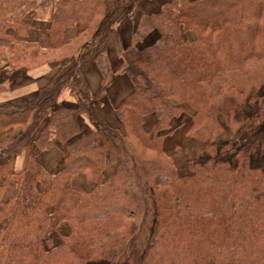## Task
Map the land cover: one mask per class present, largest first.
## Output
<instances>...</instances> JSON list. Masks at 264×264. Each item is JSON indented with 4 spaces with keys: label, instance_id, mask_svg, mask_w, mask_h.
Here are the masks:
<instances>
[{
    "label": "trees",
    "instance_id": "obj_1",
    "mask_svg": "<svg viewBox=\"0 0 264 264\" xmlns=\"http://www.w3.org/2000/svg\"><path fill=\"white\" fill-rule=\"evenodd\" d=\"M140 1L0 0V71L55 66L34 97L0 103V264H264V0L142 12L113 127L81 68L110 70L111 21ZM65 87L75 107L57 105ZM187 107L180 174L163 141ZM56 144L53 172L41 154Z\"/></svg>",
    "mask_w": 264,
    "mask_h": 264
},
{
    "label": "rangeland",
    "instance_id": "obj_2",
    "mask_svg": "<svg viewBox=\"0 0 264 264\" xmlns=\"http://www.w3.org/2000/svg\"><path fill=\"white\" fill-rule=\"evenodd\" d=\"M155 3L156 5H154ZM161 3H162V0H142L140 1V7L139 8L134 7L132 9L134 13L135 21H137L140 18L142 12L151 13L153 11L154 12L157 11L160 8ZM146 4H147V7L149 8L146 7ZM151 4L153 5V7L150 8ZM111 22H113V19ZM134 44L135 42L131 46L133 47ZM132 47L131 49L130 48L128 50L126 49L127 50L126 52L124 51L125 52L124 56L123 55L120 56L121 67L115 68L113 70L115 71L114 73L116 75L121 76L119 77L120 79L117 78L114 82H110V80H112L111 78L113 77V74H108L109 72H112L111 70H108V69L107 70L103 69V76H102L104 79L103 83L101 82V79H99V75L97 73L95 74L94 69L90 71L89 73L90 76H87L89 79V83L93 90L92 92H94L98 96V98H101L103 96L105 97V100H104L105 101L104 103L106 104L105 115L112 122H116L115 124L117 125H114V126L111 125L113 127H121L120 121L116 119L115 117L116 115L114 112V105H115L114 102L116 101L118 95L122 94L121 96V99H122L125 96V94H127L130 91V88H131L130 78H129L127 70L125 69V63H126L125 59L132 58L133 56V54L131 53L133 50ZM127 52H129V54H127ZM17 72L12 73L9 69L0 71V100L9 102L11 104H23L28 99L36 95L37 90H35L32 93L31 92L26 93L24 97H22L23 95L20 96V94H15L11 92V90L8 92L6 91L5 88H8L10 85V82H8V78H11L13 80L12 85L22 82L24 80L23 72H21V74L19 75H15L17 74ZM18 73H20V71ZM3 82L5 83V85ZM23 86L25 87L24 84H21L19 86L17 85L13 86L12 91L20 90V88ZM98 100L99 99H96L95 101L96 105L99 104ZM58 104L75 107L77 104V99H73L70 97H64V98L62 97L58 99L57 105ZM12 108L13 107H10L9 109H12ZM187 109H188V112L185 113L184 116L173 121V131L172 133L167 134L163 141V144H164L163 148L165 149V151L168 152L169 156L174 159L180 174H184L185 172H187V163H188V157H189V147L186 145V142L182 141L184 138V134H185L184 131L190 121L188 114L192 111V109H190L189 107H187ZM246 112L251 113L253 112V109L251 107H247ZM80 118H81V123L83 125V128L86 130L89 129L90 121H88L87 123L86 119H84L83 116L81 115H80ZM154 119H155L154 114H150L145 118V122H144L145 129L150 128L151 123L153 122ZM230 138H233V136L230 135ZM23 157H24L23 153L17 154L13 157V164L15 165V167L21 166ZM61 166H62V162L61 160H59L56 164L50 165L49 170L56 171ZM113 171H114V166H107L105 170L103 171V178L107 179L113 173ZM72 182L77 185L82 186L83 188L87 190H89L93 185V183L90 180L86 179L82 174L74 175ZM13 191H14V186L11 185L8 189L7 196L11 195Z\"/></svg>",
    "mask_w": 264,
    "mask_h": 264
},
{
    "label": "crops",
    "instance_id": "obj_3",
    "mask_svg": "<svg viewBox=\"0 0 264 264\" xmlns=\"http://www.w3.org/2000/svg\"><path fill=\"white\" fill-rule=\"evenodd\" d=\"M108 3H110L111 1L113 0H107ZM156 5V3L154 4ZM146 7H147V4H146ZM153 7V5L151 4L150 8ZM149 8V7H147ZM154 12V11H153ZM47 14H48V11L45 12L43 15H44V18L43 20H46L47 18ZM135 19H134V13H133V10L132 9H128L127 8H123L121 9L113 18V22H111V28H112V31H111V34L109 36V38L107 39V41L105 42V45H104V55L108 61V65H109V68L112 72H109L108 74H113V77L111 78L112 80H110V82H114L117 78L120 79L119 75H116L113 71L114 67L117 66L116 68H119L121 67V59H120V56L121 54L127 49L129 48L131 45H133L134 43V32H135ZM73 59L72 60H68L67 62H65L62 66L65 68L66 66L70 65L72 63ZM55 69V66H52L50 64H44L42 66H39L35 69H31V70H20V73H18L17 71V74L15 75H19L21 74V72H23V75H24V80L22 82H19V83H16V84H13L12 85V82L13 80L11 78H8V82H10V85L8 88H5L6 91H10L15 93V94H20V96L24 97L26 93L28 92H34L35 90L38 91V89L43 86L49 76L51 75V73L53 72V70ZM92 69H94L95 71V74L97 73L99 75V79H101V82L103 83L104 82V79H103V73H101V71L99 70L97 64L95 63L94 60H89L86 64H84L81 68V75L83 76L84 80L86 81V83L88 84L91 92L93 91L92 90V87L89 83V79L87 76H90V71H92ZM107 70V69H106ZM93 71V72H94ZM94 75V73H93ZM14 77V76H13ZM12 77V78H13ZM101 77V78H100ZM16 78V77H15ZM4 83V82H3ZM21 84H24L25 87H21L20 90H13L12 91V87L13 86H19ZM5 85V83H4ZM130 87H131V83H130ZM131 89V88H130ZM93 94H95L94 92H92ZM96 95V94H95ZM126 95V94H125ZM97 96V95H96ZM121 95H118L117 96V99L116 101L114 102V104L117 106V104L119 103V101L121 100ZM64 98V97H70V98H73V99H76L74 95H72L70 93V90L68 87H65L60 95L58 96V99L60 98ZM98 98V96H97ZM98 102L99 104L96 105L101 116L110 124V125H117L115 124L116 122H112L109 118H107V116L105 115V109H106V104L104 103L105 101V97H101V98H98ZM6 101H2L0 100V103H4ZM115 105H114V112H115ZM116 115V113H115ZM81 116H83L84 119H86V122L88 123V121H90V128H92L94 126V124L92 123V121L85 115V114H81ZM116 119L117 116H115ZM187 129V127H186ZM186 129L184 131V133L186 132ZM8 131H5V133H7ZM183 142H186V135L184 134V138L182 140ZM163 147H164V144H163ZM60 149H62V145L60 144H56V147H54L51 151H48V152H45L43 154H41V160L44 164H49V167L50 165H53V164H56L59 160L56 159V155L59 154V151ZM23 162V160H22ZM21 166H22V163H21ZM20 166V167H21ZM13 167L15 169H19L20 167H15V165L13 164ZM54 172V171H53Z\"/></svg>",
    "mask_w": 264,
    "mask_h": 264
}]
</instances>
